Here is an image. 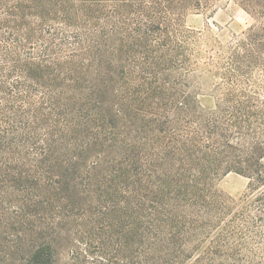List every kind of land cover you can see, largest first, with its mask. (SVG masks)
Returning <instances> with one entry per match:
<instances>
[{
    "label": "trees",
    "instance_id": "16d2710c",
    "mask_svg": "<svg viewBox=\"0 0 264 264\" xmlns=\"http://www.w3.org/2000/svg\"><path fill=\"white\" fill-rule=\"evenodd\" d=\"M217 1L0 0V264H205L232 237L218 183L263 167L264 0L201 44L184 20Z\"/></svg>",
    "mask_w": 264,
    "mask_h": 264
},
{
    "label": "rangeland",
    "instance_id": "374dc122",
    "mask_svg": "<svg viewBox=\"0 0 264 264\" xmlns=\"http://www.w3.org/2000/svg\"><path fill=\"white\" fill-rule=\"evenodd\" d=\"M252 24V18L231 0H219L210 9L190 12L184 20L185 27L202 33L200 43L208 45H225ZM210 84L205 77L204 91L199 97L204 111H211L215 106ZM262 164L259 176L254 174L249 179L229 173L219 181L218 189L227 197V209L237 214L233 221L235 229L230 239L225 232L217 237L216 255H211L210 243H206L205 264L211 259L215 264H264V158ZM228 243H233L231 250ZM59 264H71L67 251L60 254Z\"/></svg>",
    "mask_w": 264,
    "mask_h": 264
}]
</instances>
